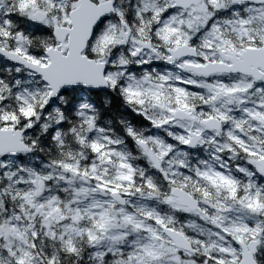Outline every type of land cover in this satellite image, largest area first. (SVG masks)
I'll return each instance as SVG.
<instances>
[{
  "label": "snow or ice",
  "instance_id": "snow-or-ice-1",
  "mask_svg": "<svg viewBox=\"0 0 264 264\" xmlns=\"http://www.w3.org/2000/svg\"><path fill=\"white\" fill-rule=\"evenodd\" d=\"M0 264H264V0H0Z\"/></svg>",
  "mask_w": 264,
  "mask_h": 264
}]
</instances>
